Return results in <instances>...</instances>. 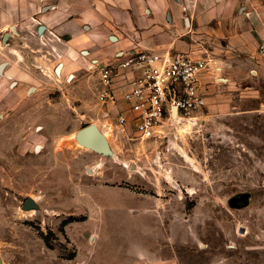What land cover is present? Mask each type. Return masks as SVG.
Segmentation results:
<instances>
[{
    "label": "rangeland",
    "instance_id": "374dc122",
    "mask_svg": "<svg viewBox=\"0 0 264 264\" xmlns=\"http://www.w3.org/2000/svg\"><path fill=\"white\" fill-rule=\"evenodd\" d=\"M45 41L0 54L24 79L23 98L0 84L1 264H264V73L216 77L191 129L173 121L142 140L103 118L95 71L32 67L67 62ZM90 124L112 155L75 141Z\"/></svg>",
    "mask_w": 264,
    "mask_h": 264
},
{
    "label": "crops",
    "instance_id": "0c3cea01",
    "mask_svg": "<svg viewBox=\"0 0 264 264\" xmlns=\"http://www.w3.org/2000/svg\"><path fill=\"white\" fill-rule=\"evenodd\" d=\"M38 24L54 34L52 47L73 71L84 63L83 50L90 54L87 60L102 64L132 50L210 59L198 77L205 98L218 76L236 86L249 72L264 73L257 53L264 38V0H0V30ZM129 77L114 80L116 93L127 89ZM96 80L99 87L97 75Z\"/></svg>",
    "mask_w": 264,
    "mask_h": 264
},
{
    "label": "built area",
    "instance_id": "2783aa9c",
    "mask_svg": "<svg viewBox=\"0 0 264 264\" xmlns=\"http://www.w3.org/2000/svg\"><path fill=\"white\" fill-rule=\"evenodd\" d=\"M257 53L264 68V38ZM210 59H195L188 55L167 58L149 51H128L117 54L112 63L90 64L96 72L99 88L97 104L104 107L103 118L123 129L133 125L142 140L155 138L165 124L192 119L206 106L198 77L209 69ZM129 74L127 89L116 93L114 80ZM121 104L126 109L120 110ZM112 110H116L112 113ZM132 114L128 119L125 112Z\"/></svg>",
    "mask_w": 264,
    "mask_h": 264
},
{
    "label": "flooded vegetation",
    "instance_id": "af4514ba",
    "mask_svg": "<svg viewBox=\"0 0 264 264\" xmlns=\"http://www.w3.org/2000/svg\"><path fill=\"white\" fill-rule=\"evenodd\" d=\"M33 19V18H32ZM34 21V19H33ZM40 27L43 28L42 31H40ZM24 29V30H23ZM55 38L54 34L47 30L43 25L38 24L34 29H32V26L28 25L26 27H21L19 25H16L14 27H8L5 30H0V48L2 49L0 51L1 56H5L2 54V52L14 56H18L21 53H32L36 54L39 53L41 49L36 47L37 41L40 39L46 40L44 43H42L43 47H48L53 53H49L50 56H53L55 54L58 56V53L56 49L52 47V43L55 42L53 39ZM60 41V39H58ZM62 42H66L67 38L63 37ZM36 41V42H35ZM34 42L35 45L31 46L30 43ZM17 43V44H16ZM15 44V45H14ZM19 53V54H18ZM90 54H87L85 50L79 52V57L84 60V63H76L77 69L74 72H77L79 70H86L90 64H97L99 61L95 58H90L87 60V57ZM23 60V59H22ZM21 60V61H22ZM49 63H46L45 65H32V67H35L36 69L40 70L42 75L45 77L50 78V76L59 77L62 78L66 67L63 63H58L54 67L50 65L52 62L51 59H48ZM3 64L0 63V65ZM12 63H7L5 67L2 68L0 72V84L4 87V89L9 91L12 96L11 98H23V95L21 96V90L23 87V80L20 79L19 74L20 72L17 69H12ZM22 66H25L26 68H29L24 62H22ZM59 67V69H58ZM22 68V67H19ZM15 71V72H14ZM18 72V74H15ZM11 75H8V74ZM36 74L33 73V77ZM68 77V82H73L75 79H77V76L73 74V71L71 73H68L66 75ZM7 79L6 81H3V79ZM22 81V82H21ZM27 92L31 94H35L36 89L33 87H27L24 90V94H27ZM7 94L3 95L1 98H6Z\"/></svg>",
    "mask_w": 264,
    "mask_h": 264
},
{
    "label": "water",
    "instance_id": "95a60500",
    "mask_svg": "<svg viewBox=\"0 0 264 264\" xmlns=\"http://www.w3.org/2000/svg\"><path fill=\"white\" fill-rule=\"evenodd\" d=\"M43 28L40 27V31H42ZM4 64L0 65V72L3 68ZM76 142L89 150L101 154V155H112L111 149L109 147L108 142L106 141L105 137L102 135V133L99 131V129L94 125L90 124L87 125L81 129H79L76 132L75 136ZM247 196H242L240 199H246ZM23 210H31L37 209V204L30 198H27L22 206ZM243 231L241 230L240 233ZM1 264V262H0Z\"/></svg>",
    "mask_w": 264,
    "mask_h": 264
},
{
    "label": "bare ground",
    "instance_id": "6f19581e",
    "mask_svg": "<svg viewBox=\"0 0 264 264\" xmlns=\"http://www.w3.org/2000/svg\"><path fill=\"white\" fill-rule=\"evenodd\" d=\"M193 120L194 119H189V120H185V121H187L188 123L184 126V128H183V132H185V131H187V130H189V129H191V127L193 126V125H195V123L193 122ZM176 122H179V121H176ZM96 126V125H95ZM97 127V126H96ZM100 131V130H99ZM101 132V131H100ZM102 133V135L105 137V139H106V141L108 142V140H107V136H108V134H107V132H101ZM75 136H76V134H75ZM75 136H74V138H75ZM75 141H76V139H75ZM79 146V145H78ZM82 146V145H81ZM80 147V146H79ZM84 147V146H83ZM86 148V147H85ZM88 149V148H87ZM185 158H187V156H185ZM188 159V158H187Z\"/></svg>",
    "mask_w": 264,
    "mask_h": 264
}]
</instances>
